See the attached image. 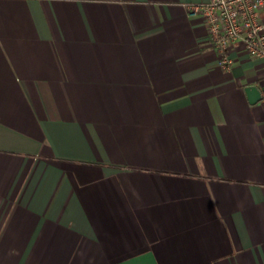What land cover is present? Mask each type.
Here are the masks:
<instances>
[{
  "label": "crops",
  "instance_id": "0c3cea01",
  "mask_svg": "<svg viewBox=\"0 0 264 264\" xmlns=\"http://www.w3.org/2000/svg\"><path fill=\"white\" fill-rule=\"evenodd\" d=\"M199 1L0 0V264H264V61Z\"/></svg>",
  "mask_w": 264,
  "mask_h": 264
},
{
  "label": "built area",
  "instance_id": "2783aa9c",
  "mask_svg": "<svg viewBox=\"0 0 264 264\" xmlns=\"http://www.w3.org/2000/svg\"><path fill=\"white\" fill-rule=\"evenodd\" d=\"M187 15L199 18L227 69L233 66L231 51L242 43L246 52L264 61V0H204L187 4Z\"/></svg>",
  "mask_w": 264,
  "mask_h": 264
},
{
  "label": "water",
  "instance_id": "95a60500",
  "mask_svg": "<svg viewBox=\"0 0 264 264\" xmlns=\"http://www.w3.org/2000/svg\"><path fill=\"white\" fill-rule=\"evenodd\" d=\"M247 92L251 95L252 97V102L260 98V90L256 86H248L246 88Z\"/></svg>",
  "mask_w": 264,
  "mask_h": 264
}]
</instances>
